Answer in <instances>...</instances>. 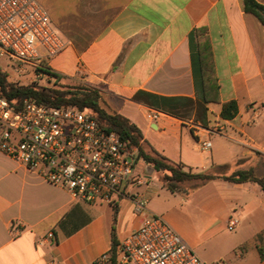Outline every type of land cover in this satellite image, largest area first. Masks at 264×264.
<instances>
[{
    "label": "crops",
    "instance_id": "obj_1",
    "mask_svg": "<svg viewBox=\"0 0 264 264\" xmlns=\"http://www.w3.org/2000/svg\"><path fill=\"white\" fill-rule=\"evenodd\" d=\"M38 1L66 42L42 63L73 84L97 88L106 111L139 128L145 151L155 150L193 173H256L264 157V24L244 0ZM198 28L206 30L219 85L218 100L207 104L200 89ZM231 100L238 114L222 118V105ZM152 110L162 115L151 120ZM192 124L222 128L205 136L212 141L210 151L201 150ZM135 176L142 182L129 183L113 203H88L0 151V264H91L140 226L138 197L197 254L222 234L215 242L222 255L245 258L254 248L255 264H264L255 240L264 231L259 183L217 177L172 192L140 157ZM232 217L239 224L229 230ZM198 256L206 262L203 253ZM220 261L225 260L212 264Z\"/></svg>",
    "mask_w": 264,
    "mask_h": 264
},
{
    "label": "built area",
    "instance_id": "obj_2",
    "mask_svg": "<svg viewBox=\"0 0 264 264\" xmlns=\"http://www.w3.org/2000/svg\"><path fill=\"white\" fill-rule=\"evenodd\" d=\"M65 46L40 1L0 0V57L8 56L19 68L33 64L38 69ZM161 115L152 110L147 117L156 120ZM192 125L201 150L210 151L212 141L205 136L222 128ZM0 151L88 203L111 204L129 183L142 182L135 176L137 147L75 106L53 107L26 98L16 108L0 98ZM135 205L143 217L140 226L91 264H205L162 216L148 213L146 198H136ZM238 224L239 219L232 217L227 228Z\"/></svg>",
    "mask_w": 264,
    "mask_h": 264
},
{
    "label": "trees",
    "instance_id": "obj_3",
    "mask_svg": "<svg viewBox=\"0 0 264 264\" xmlns=\"http://www.w3.org/2000/svg\"><path fill=\"white\" fill-rule=\"evenodd\" d=\"M244 1L246 10L256 15L264 24V5L256 0ZM197 34L201 42L199 44L200 89L202 100L207 104L218 100L219 85L206 30L198 28ZM202 39L207 40V42ZM37 70L52 76L55 79L54 85H41L37 82L22 84L13 81L10 79L9 74L0 66V98L7 99L16 108L23 104L24 99L29 98L53 107L75 106L90 112L104 127L116 131L128 145L137 147L139 157L146 163L151 164L160 173L161 182L172 192L181 191L186 183H192L194 188L204 185L217 177H223L236 183L252 180L259 183L264 189V177L257 176L253 169L237 170L225 176L220 175L218 172L193 173L184 170L183 164L173 162L155 150L151 152L145 151L141 144L142 133L139 128L126 117L106 111L101 105V94L97 88L84 84L69 87L56 86L63 79L61 74L52 71L45 63H42V67ZM237 114L238 105L235 100L223 103L222 118L232 119ZM255 240L259 256L264 259V231L258 234ZM113 243L115 247L116 241L114 240ZM239 249L243 250L244 247L241 246ZM222 263L226 262L220 261L215 264Z\"/></svg>",
    "mask_w": 264,
    "mask_h": 264
},
{
    "label": "rangeland",
    "instance_id": "obj_4",
    "mask_svg": "<svg viewBox=\"0 0 264 264\" xmlns=\"http://www.w3.org/2000/svg\"><path fill=\"white\" fill-rule=\"evenodd\" d=\"M0 66L1 68L9 74L11 80L22 83L29 84L33 82H37L41 85H54V78L48 74H44L41 71H38L35 66L32 64H28L27 66L16 67L13 64V61L8 56L0 57ZM39 73L44 75L37 76ZM78 84H73L72 81H68L67 78H63L58 85L56 86H75ZM256 175L259 177H264V157L260 156V159L256 165ZM189 186H192V183H186ZM185 184V185H186ZM222 237L221 235L214 236L211 240L205 244H202L200 248L196 249L198 254L199 251L203 253V257L205 259V264H212V261L219 260L220 258L224 259L226 263L222 264H255L257 261L258 254L254 248H251L248 252V255L245 258L237 257L235 254L222 255L224 253L221 250H218L215 247V242ZM245 249H249L246 247ZM222 255V256H220Z\"/></svg>",
    "mask_w": 264,
    "mask_h": 264
}]
</instances>
